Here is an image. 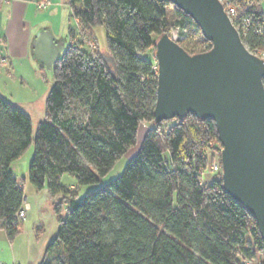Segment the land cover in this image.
Returning <instances> with one entry per match:
<instances>
[{
	"label": "trees",
	"instance_id": "trees-1",
	"mask_svg": "<svg viewBox=\"0 0 264 264\" xmlns=\"http://www.w3.org/2000/svg\"><path fill=\"white\" fill-rule=\"evenodd\" d=\"M252 2L249 13L264 20V0ZM69 5L81 34L95 45L87 49L73 36L58 57L35 134L30 114L0 95V228L10 240L21 231L17 213L26 196L12 163L34 142L30 182L38 190L47 186L51 196L61 194L54 202L58 233L49 249L62 250L40 264H264L252 262L264 252L256 218L223 188L215 121L194 113L155 121V42L179 27L181 46L204 52L212 43L200 26L170 0ZM98 25L106 28L108 53L98 47ZM241 37L248 46L264 43L253 31ZM141 123L153 124L119 176L81 198L62 183L65 173L79 185L100 183L136 144ZM211 141L221 170L205 182L203 171L216 158Z\"/></svg>",
	"mask_w": 264,
	"mask_h": 264
},
{
	"label": "water",
	"instance_id": "water-1",
	"mask_svg": "<svg viewBox=\"0 0 264 264\" xmlns=\"http://www.w3.org/2000/svg\"><path fill=\"white\" fill-rule=\"evenodd\" d=\"M200 26L212 46L187 52L172 35L155 42L157 123L194 113L215 121L224 190L255 218L264 237V59L253 54L220 0H170ZM66 39L40 31L34 56L53 68Z\"/></svg>",
	"mask_w": 264,
	"mask_h": 264
},
{
	"label": "rangeland",
	"instance_id": "rangeland-1",
	"mask_svg": "<svg viewBox=\"0 0 264 264\" xmlns=\"http://www.w3.org/2000/svg\"><path fill=\"white\" fill-rule=\"evenodd\" d=\"M66 1L68 0H61V5L58 6V10L63 17H66L64 15V13H66ZM70 16L68 20H71L67 21V24H69L67 26L71 27L74 32H77V40L85 41L84 47L87 49L90 48V43L95 45L89 36H85L79 32V27L73 14L71 13ZM56 18L60 22V16L57 15ZM94 32L100 50L104 53H108L105 26H96ZM9 80H12V78L0 79V95L11 100L16 106L30 114L35 134L39 121L45 118L46 98L54 82L53 73L45 68V72H43L38 79L35 77L24 79L23 87H20V89H16ZM13 80L21 82V79ZM5 83H9L8 88L5 87ZM152 124L153 123H141L136 144L117 161L115 167L101 179L100 183L79 185L77 178L69 173L63 174L62 183L75 188L80 198L88 189L106 185L111 179L116 178L122 173L128 160L138 152L146 132ZM171 124L172 121H169L165 126L168 127ZM34 147L35 143L33 142L30 148L19 159L12 163V170L24 186V193L26 196L25 203H29L31 208L27 210V215L25 219H23L25 222L20 233L13 240H10L6 231L3 232V236L0 235V263L3 264H40L45 257H53L62 250V245H56L54 248L49 249L50 243L58 233L59 221L54 209V202L61 198V194L55 197L51 196L47 186L38 190L30 182L29 168L33 158ZM209 152L212 153L210 149ZM215 176V172H210V170L207 169L205 170L203 181L210 182ZM66 212L67 206L65 205L62 214L65 215ZM263 260L264 252H257V257L252 262L258 263Z\"/></svg>",
	"mask_w": 264,
	"mask_h": 264
},
{
	"label": "crops",
	"instance_id": "crops-1",
	"mask_svg": "<svg viewBox=\"0 0 264 264\" xmlns=\"http://www.w3.org/2000/svg\"><path fill=\"white\" fill-rule=\"evenodd\" d=\"M36 1L3 0L0 10V79L12 78L9 81L16 89L23 87L26 78L38 79L45 72V68L52 71V68L47 67L34 56L33 41L40 31H51L56 38L66 39V47L73 36L77 39V32L67 26L69 25L67 21L71 20H68L71 17L69 0L66 1L67 6H65L66 17H63L58 10L61 0H51V6L43 10L37 6ZM57 15L60 16V22L56 18ZM75 21L80 32L79 19L75 18ZM13 79H21V82ZM8 86L9 83H5V87ZM24 222L25 220L22 226ZM5 231L0 228V235L3 236Z\"/></svg>",
	"mask_w": 264,
	"mask_h": 264
},
{
	"label": "built area",
	"instance_id": "built-area-1",
	"mask_svg": "<svg viewBox=\"0 0 264 264\" xmlns=\"http://www.w3.org/2000/svg\"><path fill=\"white\" fill-rule=\"evenodd\" d=\"M226 10L228 16L230 17L231 21L239 31L243 35H247L248 32L253 31L255 34L260 35L261 37L264 36V20H262L257 15H253L250 12L251 8L253 7L252 0H220ZM37 6L40 9H46L51 6V0H37ZM184 31H186L184 29ZM172 37L176 40L182 39L185 36L182 34L181 29L178 27L172 31ZM245 43V42H244ZM93 45V44H92ZM245 45L247 48L255 55L264 59V43L261 45H254L248 46L246 43ZM157 68V66H156ZM214 142H210L209 149L215 155V159L212 160L208 169L210 172H218L221 170V164L218 160V150L212 148ZM222 148V145L220 144ZM211 155V154H210ZM205 173V170L203 171ZM29 209V204L26 202L22 209L19 210L17 213V223L19 221L25 219L27 215V210ZM3 264V263H0Z\"/></svg>",
	"mask_w": 264,
	"mask_h": 264
}]
</instances>
